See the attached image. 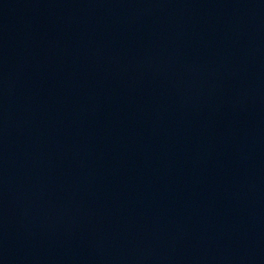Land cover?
Masks as SVG:
<instances>
[{"label": "water", "instance_id": "water-1", "mask_svg": "<svg viewBox=\"0 0 264 264\" xmlns=\"http://www.w3.org/2000/svg\"><path fill=\"white\" fill-rule=\"evenodd\" d=\"M0 264H264V0H0Z\"/></svg>", "mask_w": 264, "mask_h": 264}]
</instances>
